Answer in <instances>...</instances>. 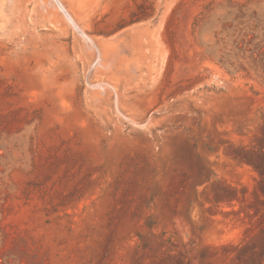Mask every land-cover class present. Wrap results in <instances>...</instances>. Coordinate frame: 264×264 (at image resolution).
<instances>
[{
    "label": "rangeland",
    "instance_id": "1",
    "mask_svg": "<svg viewBox=\"0 0 264 264\" xmlns=\"http://www.w3.org/2000/svg\"><path fill=\"white\" fill-rule=\"evenodd\" d=\"M0 264H264V0H0Z\"/></svg>",
    "mask_w": 264,
    "mask_h": 264
},
{
    "label": "bare ground",
    "instance_id": "2",
    "mask_svg": "<svg viewBox=\"0 0 264 264\" xmlns=\"http://www.w3.org/2000/svg\"><path fill=\"white\" fill-rule=\"evenodd\" d=\"M58 2V1H57ZM69 17V16H68ZM78 26V25H77ZM79 27V26H78ZM84 40H85V38H84ZM86 41H88V40H86ZM87 43V42H86ZM88 43H89V41H88ZM91 43V42H90ZM92 45V44H91ZM89 47H90V45H88ZM93 49V48H92ZM128 120H129V118H128Z\"/></svg>",
    "mask_w": 264,
    "mask_h": 264
}]
</instances>
